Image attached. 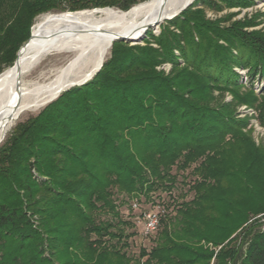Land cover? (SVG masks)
Returning a JSON list of instances; mask_svg holds the SVG:
<instances>
[{"label":"trees","instance_id":"trees-1","mask_svg":"<svg viewBox=\"0 0 264 264\" xmlns=\"http://www.w3.org/2000/svg\"><path fill=\"white\" fill-rule=\"evenodd\" d=\"M145 1L0 0V73L40 15ZM252 4L194 0L143 45L112 42L90 80L12 128L0 143V264H264V148L236 114L253 107L264 125V33L205 14ZM143 201L163 213L134 257L119 208Z\"/></svg>","mask_w":264,"mask_h":264},{"label":"bare ground","instance_id":"bare-ground-1","mask_svg":"<svg viewBox=\"0 0 264 264\" xmlns=\"http://www.w3.org/2000/svg\"><path fill=\"white\" fill-rule=\"evenodd\" d=\"M192 1L147 0L127 12L103 8L42 16L13 65L0 73V143L25 111L39 108L63 90L92 78L117 37L138 40L147 27L171 20ZM60 53L72 57L55 77L40 84L37 80L51 73L42 71L37 80H27L45 58Z\"/></svg>","mask_w":264,"mask_h":264},{"label":"rangeland","instance_id":"rangeland-1","mask_svg":"<svg viewBox=\"0 0 264 264\" xmlns=\"http://www.w3.org/2000/svg\"><path fill=\"white\" fill-rule=\"evenodd\" d=\"M117 11H119V10H117ZM119 12H121V11H119ZM205 14H206V18H208L210 20H216L218 18H223L227 14H235V16L232 20H239V19H242L243 17H247L248 19H253V21L256 23V26L249 29V30H261L264 33V0H253V4L250 7L223 9L222 11L217 12V13L206 9ZM45 15H48V14L38 16L36 18V20L34 21L33 25L35 23H37L39 21V19L42 18V16H45ZM166 21H169V20H166ZM162 24H165V21L160 23L158 27L149 28L148 30H151L152 34L155 37H157L160 33V25H162ZM33 25L30 28V34H31V29H32ZM222 25H223V23H222ZM145 37L146 36L144 33L140 39L135 40L134 42H131V41H125V42L130 43V45H135V44L143 45L142 40ZM152 46L156 47V45H152ZM108 54H109V51L107 52L105 59L108 57ZM71 57H72L71 54H62V53L48 56L47 58H45L43 60L40 67L33 73V75H31L30 77L27 78V80H29V79L30 80L32 79L33 81L37 80L36 77H38L39 73H41L42 71H50L51 73L48 74L45 77V79L37 80V82L42 84V83H45V82L51 80L53 77L56 76V74L59 71H61L65 67L64 63L68 59H70ZM179 63L182 64L181 61H179ZM169 68H170L169 64H164L158 69H163L165 72H168ZM56 69H57V71L55 73H53V71H55ZM236 71L238 72V74L240 76L239 82L240 83H246V81H247V70L246 69H237ZM74 86H77V85H73V86L69 87L68 89H70ZM68 89L63 90L62 92L66 91ZM261 89H262V80L259 79L258 77H256V79L254 81L255 93L259 94ZM224 98H225V101H229L231 96L229 94H225ZM54 99H52L51 101H53ZM51 101H49L48 103H50ZM47 104H45V105H47ZM45 105H43L39 108H36L34 110L25 111L20 116V118H18L16 121H14L12 123V125H11L12 127H10V129L7 130L6 135L12 130V128L16 124L21 123V122L25 121L27 118L36 115ZM236 114H237V118H239V119H245V118L248 119L247 128L250 131L252 141L254 142V144L256 146H260V147L264 148V125L260 124L261 121H260V114H259L258 110L254 109L253 107L239 106V107H237ZM186 189H187V187H185V186L183 187V186L178 185L176 190L174 191V193L176 195L180 190H186ZM190 198H191V195L186 196L187 200ZM142 200H143V198H142ZM150 209H153V207L150 206V202H144V201L140 202L139 206L136 208L129 207V204H125L119 208V212H120V215L122 216V219L128 220V221L134 223L133 231L135 232V235H134V237H132L129 240L130 247L128 249V254L130 256L136 257L138 252H139V249H141V248L149 249L152 246V242H151L152 237H146L142 234L143 226H142V221H141V216H140L141 212H143L144 210H150Z\"/></svg>","mask_w":264,"mask_h":264},{"label":"built area","instance_id":"built-area-1","mask_svg":"<svg viewBox=\"0 0 264 264\" xmlns=\"http://www.w3.org/2000/svg\"><path fill=\"white\" fill-rule=\"evenodd\" d=\"M133 208H136V205H134ZM162 213L163 210H160L159 208L142 212L141 214V221L143 226L142 234L144 236L149 237L157 231L160 222V215Z\"/></svg>","mask_w":264,"mask_h":264},{"label":"water","instance_id":"water-1","mask_svg":"<svg viewBox=\"0 0 264 264\" xmlns=\"http://www.w3.org/2000/svg\"><path fill=\"white\" fill-rule=\"evenodd\" d=\"M193 2H194V1L188 3V4H187V5H186V6L180 11V13H181L182 11H184L188 6H190ZM180 13H179V14H180ZM179 14H178V15H179ZM178 15H176V16H178ZM157 26H159V25H157ZM155 27H156V26H155ZM148 29H149V27L146 28V30H148ZM27 41H28V40H27ZM27 41H26V42H27ZM115 41H131V42H134L133 40L130 39V37H129V38H126V37H117ZM26 42H25V43H26ZM25 43H24V44H25ZM24 44H23L21 47H23ZM21 47H20V48H21ZM19 50H20V49H19ZM19 50H18V52H19ZM18 52H17V54H18ZM16 57H17V55H16ZM101 65H102V64H101ZM101 65H100V67H101ZM100 67L98 68V70H97L95 73H97V72L99 71ZM95 73H94V74H95ZM84 83H85V82H82V83H80V84H76V85H77V86H80V85H83ZM58 96H59V95H57L56 98H57ZM56 98H55V99H56Z\"/></svg>","mask_w":264,"mask_h":264}]
</instances>
